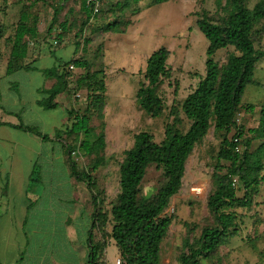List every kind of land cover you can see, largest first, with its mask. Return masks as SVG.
Segmentation results:
<instances>
[{"label": "trees", "instance_id": "trees-1", "mask_svg": "<svg viewBox=\"0 0 264 264\" xmlns=\"http://www.w3.org/2000/svg\"><path fill=\"white\" fill-rule=\"evenodd\" d=\"M6 1L2 0L3 3ZM46 1L30 0L26 4L18 0L21 6L17 21L12 26V34L5 35L12 27L0 21V41L4 40L7 47L3 78L19 70L35 68L26 62L30 42L40 35L39 16L30 10L35 3L44 4ZM55 1L58 4L53 6L51 22L42 40L52 36L56 24L61 28V33L56 35L58 43L70 26L67 19L59 22V13L63 4L71 0ZM80 1L85 14L79 29L81 33L91 19V12L85 7V0ZM107 1L111 6L110 11H119L120 15L115 14L116 17L101 29L103 32L125 33L132 22L124 16V12L134 5L132 14L139 13L141 8L137 4L141 0ZM167 1L149 0L147 6ZM249 1L216 0L218 8L215 14L202 6L195 13L196 25L208 42L203 73L192 74L196 76L197 84L180 102L169 108L171 120L165 124L160 142H156L153 135L145 130L134 135L132 146L125 150L119 164V191L111 201L110 208L104 210L102 201L96 195H91L93 213L88 233L89 264H105V249L110 241L114 242L122 264H162V245L172 223V216H167L166 209L171 198L182 187L189 156L210 130L213 138L219 141L217 149L210 156L214 163L206 208L211 221L196 236H192L191 230L184 234L176 263L219 264L223 259L220 249L228 238L237 233L242 221L241 215L234 209L248 208L264 182V105L260 106L256 126L247 127L237 123V114L244 105L242 98L245 87L255 82L253 75L258 67L257 62L264 57V0H256L252 7H249ZM76 45L79 44L76 42ZM230 47L232 49L226 53L223 61H217V52ZM169 55L168 48L160 46L148 56L144 71L146 84L141 83L136 93L139 107L153 118L162 116L166 108L161 86L164 79L170 76L167 67ZM70 65L85 70L91 109L88 106L82 114L68 110V124L63 129H56L54 138L61 141L65 148L70 176L84 183L93 193L96 188L94 175L104 162L105 146L104 131L101 129L96 133L91 123L93 111L101 117L105 104L104 89L100 93L95 91L99 87L100 71L91 70L90 64L80 58L63 60L56 57L55 65L43 71L53 83L50 88L41 90V97L35 103L45 110L59 106L56 97L69 91ZM253 107V104L246 106L247 109ZM0 125L32 133L42 140L51 139L50 135L37 127L23 124L21 120L18 124L0 121ZM232 130L234 134L229 136ZM234 138H238V142H234ZM254 140H258L259 144L252 148ZM238 143L243 146L241 152L235 150ZM75 151L91 157L87 169L78 167L72 158ZM152 164L162 170V178L153 194L142 196L140 184L147 167ZM233 180L236 181L235 185H232ZM237 189H242V196H237ZM96 232L101 235L100 238L96 237Z\"/></svg>", "mask_w": 264, "mask_h": 264}, {"label": "rangeland", "instance_id": "rangeland-1", "mask_svg": "<svg viewBox=\"0 0 264 264\" xmlns=\"http://www.w3.org/2000/svg\"><path fill=\"white\" fill-rule=\"evenodd\" d=\"M17 1L7 0L6 3H3L0 0V21H5L11 27L17 21L21 6ZM29 1L23 0V2H27L26 4ZM255 1L250 0L249 7H252ZM80 2V0H71L63 4V9L59 13V22L67 19L70 26L67 27L63 38L59 39L55 45H51V42L53 43L57 39L56 35L61 33V28L56 24L52 36L46 40L42 39L51 22L53 6L58 3L55 0H47L44 4L37 2L32 6L30 12L39 16L40 35L38 39L30 42L29 56L26 62L41 68H48L56 62V57L63 60L80 58L90 64L91 70L100 71L97 84L99 87L95 91L100 93L104 89L105 104L101 117L93 111L91 123L96 128V133L101 129L105 133L104 162L95 172L96 188L93 193L84 183L77 182L71 177V181L74 182L73 198H83L85 206L90 205L93 213L92 194L102 201L101 206L107 210L118 193L119 164L125 150L132 146L134 135L145 130L153 135L156 142H160L164 136L165 124L171 120L169 108L180 102L197 84V78L192 74L203 73L208 42L196 25L197 16L195 13L202 6L215 14L218 7L216 0H168L154 6H147L149 0H141L137 4L141 8L139 13L132 14L134 5L124 12V16L132 22L126 32L111 33L103 32L101 27L114 19L115 14L120 15V12L110 11V3L103 0L100 12L91 16L89 23L80 33L81 22L85 17ZM12 30L13 27L9 28L5 35L12 34ZM76 42L79 44L78 46ZM4 43V40L0 41L2 45L0 47V105L5 110L8 109L16 113L12 116L8 115L6 117L8 121L19 123L21 120L23 124L37 127L43 133L54 138L53 132L58 128L63 129L68 124L66 121L68 110L73 109L76 113L82 114L88 106L91 109L92 101L88 97L90 91L87 88L86 73L84 69L77 67L71 69L69 91L62 93L57 99L60 103L57 108L45 110L37 106L35 99L41 95V89L39 91L37 89L42 87L45 77L36 72L17 71L3 78L4 57L7 51ZM160 46H165L170 51L167 59L170 76L164 79L161 86L166 104L164 113L158 118H153L139 107L136 93L141 83L146 84L144 71L148 56ZM230 49L232 48L219 50L216 60L223 61ZM257 66L253 75L255 82L245 87L242 98L244 105L237 114V123L247 127L257 125L260 106L264 105V57L257 62ZM101 85L103 88H100ZM77 93L79 96H76ZM248 104H253L254 107L247 109ZM0 117L3 116L0 114ZM16 134L18 135L14 137L19 140L23 136V132ZM233 134L234 130L230 132L229 136ZM53 140L56 141L54 146L57 149L54 156L59 157V163L64 165L69 172L65 148L61 141L55 138ZM68 142L73 143L72 140H68ZM258 144L259 141L254 140L251 147L254 148ZM218 145L219 141L213 138L210 130L186 162L182 187L171 198L166 209L167 216H172V223L169 234L163 241L162 260L169 259L170 261L171 259L172 263H176L184 234L191 230L192 236H196L200 233L201 228L211 221L206 208L207 196L211 190V173L214 163L210 156ZM46 146L40 147L42 148L41 154L45 151ZM19 147L25 146L21 144ZM34 149H39V146H34ZM22 158L19 168L16 169L17 173L27 174L33 169V164L37 165L39 171L40 181L34 182L29 192L36 194L38 198H62L58 193L52 191L51 185L62 179L64 173H61L55 166L49 174V176H53L51 179L54 181H47L43 177L51 169L47 162L42 163V158L39 155H32L30 152L22 155ZM72 158L80 169H87L91 160V157L84 156L78 151L72 153ZM161 178L162 170L154 164L149 165L140 184L141 195L153 194ZM198 182H204L207 185V191L199 196H190L186 192L187 185ZM236 194L239 197L242 196V189H237ZM70 205L72 204L61 199L59 201L57 231L53 235V242L59 245L60 253L64 249H68L69 240L72 241V237H67V232L64 229L67 212L62 209ZM171 207L174 208L173 212L170 210ZM234 210L241 215L242 221H237H240L239 230L221 247L220 256L223 259L219 264H264V182L260 185L257 195L252 197L248 208H235ZM83 222L79 226L74 224L77 229L76 241L85 237L88 226L86 212L83 215ZM107 229L110 230V225L107 226ZM95 235L98 238L101 236L97 232ZM107 251V259L111 261L110 264H115L114 261L119 255L116 254L117 248L113 241L107 245ZM63 256L67 257L68 254L64 252Z\"/></svg>", "mask_w": 264, "mask_h": 264}, {"label": "crops", "instance_id": "crops-1", "mask_svg": "<svg viewBox=\"0 0 264 264\" xmlns=\"http://www.w3.org/2000/svg\"><path fill=\"white\" fill-rule=\"evenodd\" d=\"M34 67V69L19 71L36 72L45 77L42 87H38L37 91L50 88L53 80L45 76L43 71L51 67L41 68L36 65ZM60 95L55 99L57 103ZM0 108V114L3 116L0 117V121L18 124L8 121L6 118L8 115L16 114L14 111L5 110L1 105ZM20 132H23V136L19 140L14 136ZM53 139L42 140L32 133L8 125H0V264H89L87 259L90 251L88 233L91 229L92 210L90 205L85 206L83 198H73L74 182L71 181L68 169L59 163V157L54 156L57 149L54 146L56 141ZM21 144L25 147L20 148ZM42 145L47 146L41 154L42 148L40 147ZM34 146H39V149L35 150ZM28 152L32 155H39L42 158L41 162H47L48 167H51L50 173L43 175L45 180L53 179V176L51 177L49 174L55 166L61 173H64L62 179L51 185L52 191L58 193L62 198H38L36 194L29 192L34 182L40 181L37 165L33 164V169L25 175L16 172L23 160L22 155L24 156ZM30 159L32 160V157ZM60 199L72 204L62 208L67 212L64 229L67 232V237H72V241L69 240L68 249H64L62 253L58 250L59 245L53 242V235L57 231ZM84 212H86L87 218V231L82 240L76 241L77 229L74 224L79 226L84 223ZM64 252L68 254L67 257L63 256ZM116 254L119 255L118 251ZM104 258L106 264L111 263L107 259V247ZM118 258L119 256L116 257L115 264ZM166 260L163 259L162 264H178L172 263L171 259L170 261Z\"/></svg>", "mask_w": 264, "mask_h": 264}, {"label": "built area", "instance_id": "built-area-1", "mask_svg": "<svg viewBox=\"0 0 264 264\" xmlns=\"http://www.w3.org/2000/svg\"><path fill=\"white\" fill-rule=\"evenodd\" d=\"M103 0H85V7L91 12V16L97 15L102 7ZM53 44H57V41L54 40ZM69 69H74L73 65L69 66ZM76 96H79V93L76 94ZM234 142H238V138H234ZM235 150L237 152H241L243 150V146L241 144H236ZM236 181L233 180L232 185H235ZM207 191V185L204 182H198V183H191L187 185L186 192L190 196H199L202 195ZM170 210L173 212L174 208L171 207ZM116 264H122L121 260L118 258L116 260Z\"/></svg>", "mask_w": 264, "mask_h": 264}]
</instances>
